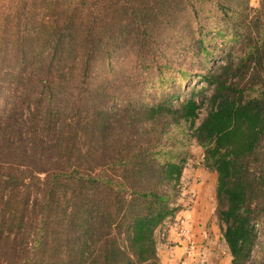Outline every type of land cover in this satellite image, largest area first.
Here are the masks:
<instances>
[{"label":"trees","instance_id":"obj_1","mask_svg":"<svg viewBox=\"0 0 264 264\" xmlns=\"http://www.w3.org/2000/svg\"><path fill=\"white\" fill-rule=\"evenodd\" d=\"M162 29L186 31L180 57L208 69L183 101L184 84L159 89L197 73L154 62ZM127 44L159 75L113 106L93 71ZM0 103V264H162L186 159L168 126L217 174L231 264H264V0H0Z\"/></svg>","mask_w":264,"mask_h":264},{"label":"rangeland","instance_id":"obj_2","mask_svg":"<svg viewBox=\"0 0 264 264\" xmlns=\"http://www.w3.org/2000/svg\"><path fill=\"white\" fill-rule=\"evenodd\" d=\"M262 0H250V5L252 7H259L260 2ZM184 23H179V27H182ZM184 33V39H182L183 34L182 33H174L173 31L166 29L159 31L156 35H154L153 39L149 41L150 46L155 50V59L160 61L162 64L166 65L168 64L170 66V69L172 67H175L176 69H180L182 66L185 67V69H190L193 73H197L196 77L191 76V79L187 82H183L181 79L176 83L172 82L170 84H166L161 89L162 91H169L170 93H173V89L175 88V91L178 93L179 86L181 84H184L183 86V93H182V99L181 101L187 99L191 95V91L193 89L199 90L201 87L207 86V84L203 81V78L201 76V73H206L208 69H203V67L199 64L198 61H196L194 58L190 59L192 55H186V58L183 59L180 57V52H184L186 41L191 40V37L187 35L186 31H183ZM218 42H221V40H218ZM129 44V43H128ZM125 46L121 51L116 52L108 61L107 58H101L96 62V65L94 67L93 76L95 80V87L97 85L107 84V89L111 93V100L110 105L117 106L120 105L121 102L125 100L130 101H136L141 97L143 93H141V87L144 85L150 86L151 81L156 82L157 76L159 73L155 71L154 69L150 72L146 69V67L149 66L150 60L146 58L145 55L140 54L138 50H134L130 45ZM165 53V55H163ZM198 60V59H197ZM217 60L220 61V59L214 60V58L210 61L209 67L214 68L217 64ZM214 61V62H213ZM170 64H169V63ZM166 63V64H165ZM166 79L170 80L171 72L168 71L166 74ZM109 82V83H108ZM109 84V85H108ZM152 85V84H151ZM156 84H154L155 86ZM156 93H159L157 89L151 88L146 91V94L144 93V101L146 103L150 102L153 103L155 101V95ZM176 93V95H177ZM198 100L203 99L204 97L196 96ZM116 100V101H115ZM115 103V104H113ZM2 107V103H0V108ZM208 113L207 107H203L200 110L199 118L196 122V125H199L204 118L206 117ZM94 116V115H93ZM121 126V123L118 124ZM185 132L181 131H175L173 126H168L166 128V134L163 138V141L166 142L165 144H171L175 143V137L177 136L179 139H184L186 142L185 150V170L183 172V176L181 179V183L174 189V197L173 201L180 205L182 208L177 212L179 213L181 210L185 208H192L197 205V203L200 201V198L203 196L204 189H208V195L210 197V188L214 189V186L217 185V174L215 172L209 171L205 167V161H204V150L202 147L198 144L196 139L193 137V131L189 128L184 129ZM147 137V136H146ZM92 141V138L89 139ZM91 144V143H90ZM92 145V144H91ZM94 147V145H92ZM210 199V198H209ZM215 203V202H214ZM211 206V208L214 207ZM216 206V205H215ZM180 214V213H179ZM176 215V214H175ZM174 215V216H175ZM181 217V216H179ZM171 218L167 220V223H171ZM214 218L216 216L214 215ZM180 219V218H178ZM173 225L177 230L176 232L180 235L181 239L183 238L184 242L188 241L193 244L200 246L197 257L193 259L195 264H206L205 256H202V253L204 251V248L201 247L200 242H195L194 238H188V236L191 235V224L186 220V218H183L179 221H176V224ZM208 227L212 226V220L208 223ZM202 226V225H201ZM193 228V227H192ZM221 231V227H220ZM173 235L170 230H168V224H165L161 228H159L156 232V239L158 243V251L161 254V257L163 256V253L165 255L169 253H166L167 250L170 249V247L175 246V242L170 241V236ZM199 237V235H197ZM186 239V240H185ZM171 243V244H170ZM264 235L261 236V240L258 243V248L260 249L264 244ZM228 247V245L226 244ZM229 249V248H228ZM258 251V250H257ZM202 252V253H201ZM190 254H188L189 257ZM191 256V255H190ZM229 256L232 259V255L229 250ZM171 258V257H170Z\"/></svg>","mask_w":264,"mask_h":264},{"label":"crops","instance_id":"obj_3","mask_svg":"<svg viewBox=\"0 0 264 264\" xmlns=\"http://www.w3.org/2000/svg\"><path fill=\"white\" fill-rule=\"evenodd\" d=\"M216 188L217 186H214V189L210 188V197L208 195V189L205 188L203 196L200 198V201L196 206L190 209L185 208L181 210L179 212L180 214L176 213V215L171 218V223H166L168 224V230L173 234L170 236V241H174L176 245L170 247V249L166 251V253H169V256L168 254L165 255L163 253V256L161 257V254L159 253L162 264H195L193 259L197 257L200 246L196 245L195 250L190 253L191 256L189 255L188 257L187 252L191 242H184L183 238L181 239L180 235L176 232L177 229L171 225L174 223L176 224V221L183 218H186L191 224V235L188 236V238H194L195 242H200L201 247L204 248L203 253H201L202 256H205L206 264H231L232 259L229 256V249L226 246L225 241L222 239L219 221L214 218V215L216 216L215 212L217 207ZM213 203L215 207L214 209L213 207L211 208ZM210 220H212V226L208 227ZM197 235H199V237Z\"/></svg>","mask_w":264,"mask_h":264},{"label":"built area","instance_id":"obj_4","mask_svg":"<svg viewBox=\"0 0 264 264\" xmlns=\"http://www.w3.org/2000/svg\"><path fill=\"white\" fill-rule=\"evenodd\" d=\"M195 250V244L190 243L188 248V254L192 253Z\"/></svg>","mask_w":264,"mask_h":264}]
</instances>
